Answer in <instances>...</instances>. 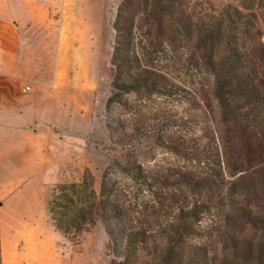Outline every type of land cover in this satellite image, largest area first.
Returning a JSON list of instances; mask_svg holds the SVG:
<instances>
[{"label": "trees", "instance_id": "16d2710c", "mask_svg": "<svg viewBox=\"0 0 264 264\" xmlns=\"http://www.w3.org/2000/svg\"><path fill=\"white\" fill-rule=\"evenodd\" d=\"M260 4L243 0V10L205 12L192 0L120 2L111 24L105 129L115 144L152 139L184 163L162 176L119 166L129 183L113 182L106 167L98 192L88 169L79 182L58 184L48 213L59 233L76 238L101 222L107 249L122 259L112 264H264ZM175 64L198 77L193 90L201 115L184 123L199 135L184 126L168 134L162 117L143 110V102L169 95Z\"/></svg>", "mask_w": 264, "mask_h": 264}, {"label": "rangeland", "instance_id": "374dc122", "mask_svg": "<svg viewBox=\"0 0 264 264\" xmlns=\"http://www.w3.org/2000/svg\"><path fill=\"white\" fill-rule=\"evenodd\" d=\"M121 1L1 0L0 54L7 60L0 64L23 79L33 74L43 83L65 90V132L69 143L66 168L58 180L52 172L30 175L25 179L21 196L0 197V264L122 262L107 249L108 238L101 222L89 226L76 238L66 237L54 228L48 203L56 186L79 182L88 169L98 192L106 167L113 169L109 175L113 182L129 183L120 174L119 166L141 167L162 176L169 168L172 171L184 163L156 147L152 139L134 140L130 146L115 144L105 129L104 107L111 92L110 58L114 40L111 24ZM192 3L205 12H217L229 5L243 10V0H192ZM260 3L264 11V0ZM18 55L25 60L16 61ZM168 73L171 85L168 96H154L146 104L137 102H143V110L149 116L158 114L166 121L163 125L168 127L165 128L168 134L184 126L190 134L199 135L198 129L184 123L191 121L193 115H201L193 90L198 77L177 64ZM135 99L130 95L127 101L132 104ZM129 264L139 263L136 259Z\"/></svg>", "mask_w": 264, "mask_h": 264}, {"label": "crops", "instance_id": "0c3cea01", "mask_svg": "<svg viewBox=\"0 0 264 264\" xmlns=\"http://www.w3.org/2000/svg\"><path fill=\"white\" fill-rule=\"evenodd\" d=\"M6 60L0 54V61ZM64 94V89L43 83L40 77L23 79L0 64V177L7 175L0 180V197L21 196L30 175L52 172L58 180L65 170L69 142ZM2 250L5 254L3 241Z\"/></svg>", "mask_w": 264, "mask_h": 264}, {"label": "built area", "instance_id": "2783aa9c", "mask_svg": "<svg viewBox=\"0 0 264 264\" xmlns=\"http://www.w3.org/2000/svg\"><path fill=\"white\" fill-rule=\"evenodd\" d=\"M25 90H29V87H25Z\"/></svg>", "mask_w": 264, "mask_h": 264}]
</instances>
